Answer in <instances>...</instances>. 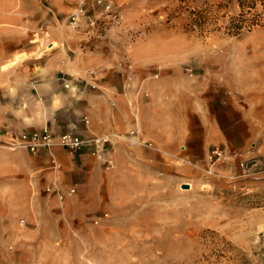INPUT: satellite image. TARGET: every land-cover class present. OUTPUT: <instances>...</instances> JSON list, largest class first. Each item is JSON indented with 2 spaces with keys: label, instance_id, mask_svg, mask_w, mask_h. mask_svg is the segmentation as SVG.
Wrapping results in <instances>:
<instances>
[{
  "label": "rangeland",
  "instance_id": "obj_1",
  "mask_svg": "<svg viewBox=\"0 0 264 264\" xmlns=\"http://www.w3.org/2000/svg\"><path fill=\"white\" fill-rule=\"evenodd\" d=\"M52 1L5 4L13 19L0 24L3 72L46 62L60 44L51 35L67 34V89L99 90L107 73L137 95L166 74L198 85L203 109L231 113L235 145L216 146L237 155L213 167L215 146L197 143L186 168L132 176L125 187L105 177L104 206L84 216L65 213L45 191L23 206L18 192L1 198V211L14 202L16 215H0V264H264V5L243 12L231 0H56L66 9L57 14ZM242 13L258 21L236 34ZM252 160L258 167L245 174L239 163Z\"/></svg>",
  "mask_w": 264,
  "mask_h": 264
},
{
  "label": "crops",
  "instance_id": "obj_2",
  "mask_svg": "<svg viewBox=\"0 0 264 264\" xmlns=\"http://www.w3.org/2000/svg\"><path fill=\"white\" fill-rule=\"evenodd\" d=\"M21 1L0 0V24L13 19L9 8ZM51 3L57 14L66 10L56 0ZM51 37L60 44L47 52L46 62H22L9 72L0 69V127L108 137V159L113 166L103 167L88 147L72 154L55 144L49 153L31 155L23 147L0 145V199L13 201L18 197L20 205H29L32 192L45 191L60 201L65 213L84 216L104 206L105 177L116 175L125 187L126 178L132 176L186 168V159L193 155L197 143L207 149L235 145L237 133L231 113L230 118L225 109L209 113L202 108L200 87L174 76L145 80L138 95L136 90L122 87L123 80L120 83L113 73H107V79L98 83L99 90L92 91L87 85L67 89L66 81L60 79L61 73L72 71L63 45L67 34L56 32ZM5 57L6 52L0 49V67ZM247 80L245 73L239 75L241 90L249 89ZM250 113L245 111L243 115L249 122ZM83 120L90 123L86 125ZM73 188L79 193L72 194ZM75 203L77 206H73ZM1 207L0 215L14 222V202H7L6 209Z\"/></svg>",
  "mask_w": 264,
  "mask_h": 264
},
{
  "label": "built area",
  "instance_id": "obj_3",
  "mask_svg": "<svg viewBox=\"0 0 264 264\" xmlns=\"http://www.w3.org/2000/svg\"><path fill=\"white\" fill-rule=\"evenodd\" d=\"M81 5L83 0H80ZM111 7V5H110ZM109 7V8H110ZM108 8V9H109ZM83 8L73 17L74 23L77 25V20L80 14H83ZM67 86V85H66ZM85 124L88 125L90 122L84 120ZM58 144L64 150L75 154L78 153L83 147L91 149V154L95 159L106 169L112 168V162L108 159V152L111 145V141L108 137L104 136H92L85 137L82 134H77L73 131H68L63 134H55L51 130H32V131H13L7 127H0V145L10 148H26L31 155H40L43 152L49 153L51 148ZM236 152L227 151L220 146H215L209 156V161L213 167L226 164L231 158H235ZM239 165L242 167L245 174H251L252 171L257 169L258 162H240ZM72 194L76 193V188L71 189ZM63 199V196H60ZM99 222L97 221V224Z\"/></svg>",
  "mask_w": 264,
  "mask_h": 264
},
{
  "label": "trees",
  "instance_id": "obj_4",
  "mask_svg": "<svg viewBox=\"0 0 264 264\" xmlns=\"http://www.w3.org/2000/svg\"><path fill=\"white\" fill-rule=\"evenodd\" d=\"M231 1H236L240 8L241 11L245 12L246 9H248L249 11L254 10L257 8L258 4L261 3L262 5H264V0H231ZM244 14L242 13L238 19H236V23H234V29L235 32H237L236 34H238L239 32H242L243 29H248V28H252L254 27L255 23H257L256 21H258L257 19L255 20H251L249 21L244 19Z\"/></svg>",
  "mask_w": 264,
  "mask_h": 264
},
{
  "label": "water",
  "instance_id": "obj_5",
  "mask_svg": "<svg viewBox=\"0 0 264 264\" xmlns=\"http://www.w3.org/2000/svg\"><path fill=\"white\" fill-rule=\"evenodd\" d=\"M183 188L189 189L190 188V185L189 184H186V185H184Z\"/></svg>",
  "mask_w": 264,
  "mask_h": 264
}]
</instances>
